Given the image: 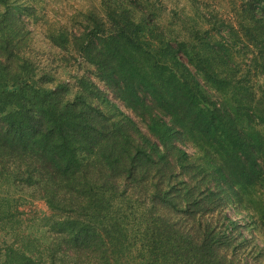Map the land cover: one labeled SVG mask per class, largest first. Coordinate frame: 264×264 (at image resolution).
Instances as JSON below:
<instances>
[{
	"label": "trees",
	"instance_id": "1",
	"mask_svg": "<svg viewBox=\"0 0 264 264\" xmlns=\"http://www.w3.org/2000/svg\"><path fill=\"white\" fill-rule=\"evenodd\" d=\"M128 2L101 0L77 34L47 38L145 131L92 80L70 96L40 71L28 4L0 0V264H258L264 244L243 230L264 224V85L249 79L264 73V0H245L246 60L232 28L171 40ZM31 198L49 214L26 216Z\"/></svg>",
	"mask_w": 264,
	"mask_h": 264
},
{
	"label": "rangeland",
	"instance_id": "2",
	"mask_svg": "<svg viewBox=\"0 0 264 264\" xmlns=\"http://www.w3.org/2000/svg\"><path fill=\"white\" fill-rule=\"evenodd\" d=\"M137 14L147 10L151 13L152 22L157 25L166 35L175 39L193 41L197 38L195 30H205L209 26L222 30L221 35L231 38V28L236 31V37L240 42L237 48L242 60L249 58L251 51H247L245 26L247 16L243 14L245 0H128ZM28 10L23 13L27 20V30L30 32V43L26 47L32 55L35 64L40 71L53 75L56 82H64L70 87V96L77 91V82L80 78L92 80L101 90L108 92L109 99L113 101L124 114L132 117L145 131V124L131 110L126 108L121 101L117 100L112 92H109L105 84L95 75L94 67L88 63L73 47L61 48L49 42L47 35L49 31L62 28L67 34L78 33L88 24L89 12L94 11L101 14V0H25ZM136 14V15H137ZM211 33L210 35H213ZM216 36V34H214ZM243 42V43H242ZM244 44V45H243ZM182 60L186 58L182 55ZM244 64V63H243ZM241 65L237 74L238 79L247 78V67ZM41 73V72H40ZM250 72V82L257 88L264 85V73ZM50 86L54 83H50ZM105 112L106 109H104ZM189 154L194 149L190 143L185 144ZM27 198V197H25ZM25 215L35 212L37 215H48L50 210L44 200L39 198L28 199V203L21 208ZM226 213L241 224L247 218L245 212L238 211L236 207H227ZM256 217V216H255ZM254 229H244V235L251 238L252 244H264V224L261 225L257 219ZM253 231V233L251 232ZM253 237V238H252ZM258 264H264V257L257 259Z\"/></svg>",
	"mask_w": 264,
	"mask_h": 264
}]
</instances>
